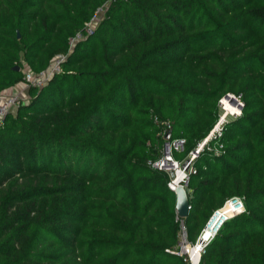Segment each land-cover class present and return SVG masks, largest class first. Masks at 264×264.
<instances>
[{
	"label": "trees",
	"instance_id": "trees-1",
	"mask_svg": "<svg viewBox=\"0 0 264 264\" xmlns=\"http://www.w3.org/2000/svg\"><path fill=\"white\" fill-rule=\"evenodd\" d=\"M68 53L0 126V264H188L148 163L169 132L195 150L229 94L243 114L197 159L184 223L194 244L243 198L200 264H264V0H0V95Z\"/></svg>",
	"mask_w": 264,
	"mask_h": 264
},
{
	"label": "built area",
	"instance_id": "built-area-1",
	"mask_svg": "<svg viewBox=\"0 0 264 264\" xmlns=\"http://www.w3.org/2000/svg\"><path fill=\"white\" fill-rule=\"evenodd\" d=\"M100 10L97 13L101 12ZM97 16L92 20V22L87 26V28L79 32L74 38L70 39L71 50L76 45L78 41L84 40L90 36H93L98 26L95 22ZM70 50V52H71ZM70 53L59 54L51 62L49 68L41 73H33L27 70L25 72L24 84L34 88H43L46 86L50 80L56 75L63 71V64L67 61ZM22 101L20 96H9L0 102V126L3 125L5 118L12 112L14 108H17ZM232 103L235 105V110L229 112L227 104ZM244 102L241 95L229 94L222 98L219 103V108L221 114L219 119L213 129L209 134L202 140L196 147L195 150L188 153L185 160L179 161L176 159V154H181L186 151L187 141L184 138H178L175 140L165 141L160 157L155 161H150L148 163L152 170L165 172L169 174L170 180L168 182V187L172 192H176L179 188H184L187 192L189 190L190 182L192 176L197 174V169L195 163L200 155L207 149L212 142H220L224 136V131L229 118L234 119L240 118L243 114ZM171 130L170 124H165L163 132ZM223 146L220 145L219 148L215 150L217 155L222 153ZM173 175V176H172ZM239 209V210H236ZM246 212V205L244 199L241 197H234L225 202L222 208L217 209L213 212L212 216L209 218L206 227L203 229L201 235L197 241L193 244L189 241L188 232L184 219L178 217L181 223V239L178 247L172 252L184 259L188 264H200L202 256L206 253V248L210 241L218 235L222 227L233 217L239 216ZM209 231V239L203 240L202 237ZM199 247L200 250L197 253L195 250ZM198 254L197 258H194V254Z\"/></svg>",
	"mask_w": 264,
	"mask_h": 264
},
{
	"label": "water",
	"instance_id": "water-1",
	"mask_svg": "<svg viewBox=\"0 0 264 264\" xmlns=\"http://www.w3.org/2000/svg\"><path fill=\"white\" fill-rule=\"evenodd\" d=\"M19 34V38H20ZM16 71H20L19 67L15 68ZM171 138V132L168 133L166 136L167 140H170ZM173 176V175H172ZM176 210H177V215L181 219H187L190 213V201H189V195L188 192L184 188H179L176 192Z\"/></svg>",
	"mask_w": 264,
	"mask_h": 264
},
{
	"label": "crops",
	"instance_id": "crops-1",
	"mask_svg": "<svg viewBox=\"0 0 264 264\" xmlns=\"http://www.w3.org/2000/svg\"><path fill=\"white\" fill-rule=\"evenodd\" d=\"M9 96H20L22 99H29V88L26 84L21 83L17 87L10 89L0 95V102Z\"/></svg>",
	"mask_w": 264,
	"mask_h": 264
},
{
	"label": "rangeland",
	"instance_id": "rangeland-1",
	"mask_svg": "<svg viewBox=\"0 0 264 264\" xmlns=\"http://www.w3.org/2000/svg\"><path fill=\"white\" fill-rule=\"evenodd\" d=\"M105 11H106V9L105 10H102L99 14H98V16H97V20H96V24L98 25L101 21H102V19H103V17H104V14H105ZM28 99H22V101H27ZM15 110V108L12 110V111H14ZM220 114H221V111H220ZM229 120H232V117H230L229 118ZM188 153H189V149L188 148H186V151L185 152H183V153H181V154H176V159H178L179 161H183V160H185L186 158H187V156H188Z\"/></svg>",
	"mask_w": 264,
	"mask_h": 264
},
{
	"label": "bare ground",
	"instance_id": "bare-ground-1",
	"mask_svg": "<svg viewBox=\"0 0 264 264\" xmlns=\"http://www.w3.org/2000/svg\"><path fill=\"white\" fill-rule=\"evenodd\" d=\"M227 106H228L229 112H232V111L235 110V105H233L232 103L227 104ZM208 233H209V231L206 234H208ZM193 254L195 255L194 258H197L198 257V254H195L194 251H193Z\"/></svg>",
	"mask_w": 264,
	"mask_h": 264
},
{
	"label": "snow or ice",
	"instance_id": "snow-or-ice-1",
	"mask_svg": "<svg viewBox=\"0 0 264 264\" xmlns=\"http://www.w3.org/2000/svg\"><path fill=\"white\" fill-rule=\"evenodd\" d=\"M233 110H234V109H233ZM236 210H239V209H236ZM209 235H210V233H208V234H205V235L202 237V239H203V240H207V239H209ZM199 250H200V248H199V247H197L195 251L198 253V252H199Z\"/></svg>",
	"mask_w": 264,
	"mask_h": 264
}]
</instances>
